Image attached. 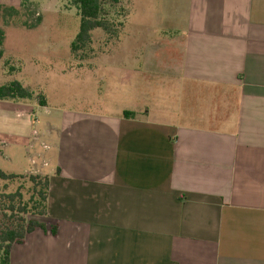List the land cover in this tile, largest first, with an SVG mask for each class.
<instances>
[{
	"label": "crops",
	"instance_id": "1",
	"mask_svg": "<svg viewBox=\"0 0 264 264\" xmlns=\"http://www.w3.org/2000/svg\"><path fill=\"white\" fill-rule=\"evenodd\" d=\"M59 1L0 5L34 7L42 20ZM118 4L129 8L128 24L137 0ZM161 7L155 17L168 42L153 56L165 58L148 61L144 75L176 80L173 99L136 93L100 116L56 117L48 232L27 234L9 264H264V0H160ZM29 108L0 101V137L12 154L33 148Z\"/></svg>",
	"mask_w": 264,
	"mask_h": 264
},
{
	"label": "rangeland",
	"instance_id": "2",
	"mask_svg": "<svg viewBox=\"0 0 264 264\" xmlns=\"http://www.w3.org/2000/svg\"><path fill=\"white\" fill-rule=\"evenodd\" d=\"M119 1L102 0L100 18L108 21L109 30H94L90 43L74 54L70 52V44L79 31L80 17L73 0H60L61 9L44 14L36 24L30 22L31 15L23 14L2 23L5 40L0 59V85L17 80L34 93L32 101L22 102L30 105L26 119L34 132L30 134L33 148L24 153L21 146L12 148L15 151L12 154L7 141L0 137V168L17 173L30 168L26 175L48 174L46 170L52 156L48 135L53 131L52 123H57L55 119L61 113L100 116L130 104L136 93L144 100L147 94L152 100L173 99L174 88L170 85L176 80L165 79V75L154 71L155 66H148L154 72L144 75L148 61L152 63L155 59L165 58L164 55L153 56L157 47L165 49L168 42L162 40L160 30L164 25L155 17V12L162 11L160 0H137L135 13L128 24L123 20L126 11L130 14V10L119 6ZM25 10L33 14L29 6ZM174 51L178 55L179 50ZM138 53L145 55L140 62L136 61ZM141 78L146 79V84ZM138 82L144 85L140 93L133 92ZM157 84L162 85L161 88H157ZM43 98L44 107L39 103ZM10 159L13 165L8 163ZM24 183L26 181L18 182ZM18 184L11 185L9 190L14 191Z\"/></svg>",
	"mask_w": 264,
	"mask_h": 264
},
{
	"label": "trees",
	"instance_id": "3",
	"mask_svg": "<svg viewBox=\"0 0 264 264\" xmlns=\"http://www.w3.org/2000/svg\"><path fill=\"white\" fill-rule=\"evenodd\" d=\"M80 17L79 31L70 44L72 54L83 50L91 40V34L96 29L109 30V23L100 18L102 0H73ZM20 8L0 5V59L3 56L5 32L2 23L21 14L32 15ZM24 26L27 23L23 24ZM13 70V67H11ZM34 93L25 88L19 81L10 80L0 85V101L19 103L32 101ZM41 106H46L45 99L40 100ZM135 113L123 112L124 118H134ZM26 181V184L18 182ZM17 183L16 189L9 190ZM0 264H9L10 250L16 244H22L26 235L41 229L48 232L44 223L48 213V195L50 179L45 175H26L23 172L4 170L0 168ZM56 235L57 227L49 231Z\"/></svg>",
	"mask_w": 264,
	"mask_h": 264
},
{
	"label": "built area",
	"instance_id": "4",
	"mask_svg": "<svg viewBox=\"0 0 264 264\" xmlns=\"http://www.w3.org/2000/svg\"><path fill=\"white\" fill-rule=\"evenodd\" d=\"M30 9L33 11V14L31 15V19H30V22L32 23V24H36L37 22H38V20H39V18H40V12H39V10L38 9H36V8H34V7H30ZM30 161V160H29ZM32 164H34V162L33 161H30ZM45 167H47L48 166V164H45L44 165ZM39 173V172H38ZM41 174V173H40Z\"/></svg>",
	"mask_w": 264,
	"mask_h": 264
}]
</instances>
